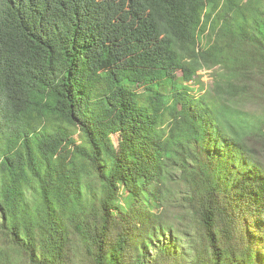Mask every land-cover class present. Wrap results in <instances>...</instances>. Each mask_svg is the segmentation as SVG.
Wrapping results in <instances>:
<instances>
[{
    "label": "trees",
    "instance_id": "trees-1",
    "mask_svg": "<svg viewBox=\"0 0 264 264\" xmlns=\"http://www.w3.org/2000/svg\"><path fill=\"white\" fill-rule=\"evenodd\" d=\"M261 102L264 0H0V264H264Z\"/></svg>",
    "mask_w": 264,
    "mask_h": 264
},
{
    "label": "rangeland",
    "instance_id": "rangeland-1",
    "mask_svg": "<svg viewBox=\"0 0 264 264\" xmlns=\"http://www.w3.org/2000/svg\"><path fill=\"white\" fill-rule=\"evenodd\" d=\"M200 74L203 77V81L206 84L207 88H210L213 84L212 70H202ZM245 110L254 112L256 114H264V103L261 102L259 104H247L245 106Z\"/></svg>",
    "mask_w": 264,
    "mask_h": 264
}]
</instances>
